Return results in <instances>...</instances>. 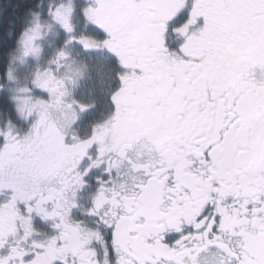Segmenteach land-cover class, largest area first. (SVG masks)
I'll use <instances>...</instances> for the list:
<instances>
[{
    "label": "snow or ice",
    "instance_id": "snow-or-ice-1",
    "mask_svg": "<svg viewBox=\"0 0 264 264\" xmlns=\"http://www.w3.org/2000/svg\"><path fill=\"white\" fill-rule=\"evenodd\" d=\"M0 264H264V0H0Z\"/></svg>",
    "mask_w": 264,
    "mask_h": 264
}]
</instances>
